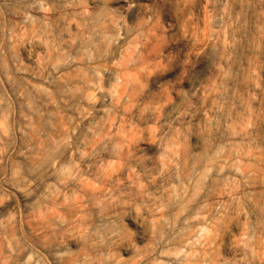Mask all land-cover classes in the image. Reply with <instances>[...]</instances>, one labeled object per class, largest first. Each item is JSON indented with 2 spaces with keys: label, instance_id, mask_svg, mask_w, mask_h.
I'll list each match as a JSON object with an SVG mask.
<instances>
[{
  "label": "rangeland",
  "instance_id": "1",
  "mask_svg": "<svg viewBox=\"0 0 264 264\" xmlns=\"http://www.w3.org/2000/svg\"><path fill=\"white\" fill-rule=\"evenodd\" d=\"M0 264H264V0H0Z\"/></svg>",
  "mask_w": 264,
  "mask_h": 264
}]
</instances>
